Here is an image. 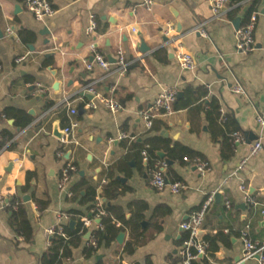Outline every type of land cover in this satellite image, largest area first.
Segmentation results:
<instances>
[{
    "label": "crops",
    "instance_id": "0c3cea01",
    "mask_svg": "<svg viewBox=\"0 0 264 264\" xmlns=\"http://www.w3.org/2000/svg\"><path fill=\"white\" fill-rule=\"evenodd\" d=\"M49 1L54 14L38 21L22 0H0L4 33L0 39V141L5 142L0 150V264H41L50 244L46 229L56 225L58 212L77 210L91 217V202H84L82 196L93 187L96 202L112 208L119 231L91 257L84 255L85 235L66 264L100 260L104 264H177L187 233L181 224L213 191L219 196L201 231L202 238L214 237L211 254L196 264H259L256 258L236 263L235 257H242L241 233L246 225L252 240L264 244V130L256 122L264 108V0H229L232 9L220 16L213 15L208 0H153L151 9L140 0ZM251 8L257 13L256 47L243 54L236 50L233 21L239 18L244 24ZM91 15L98 28L88 33ZM7 28L16 36L6 35ZM92 44L112 63L122 49L129 61L127 70L119 73L113 65L106 72L96 62L88 68ZM178 52L191 53L195 68L182 69ZM19 57L21 62L16 61ZM238 86L240 93L234 91ZM168 87L183 93L177 100L188 87L205 88L207 96L200 100L201 107L158 115L155 119L161 121V129L148 132L139 110L152 106ZM97 94L113 97L121 108L111 111ZM212 97L219 101L222 116L214 126L205 112ZM68 102L76 109L74 115ZM71 119L77 122L74 140L62 145L54 126L64 131ZM234 129L245 142L236 144L233 154L225 158L224 135ZM123 133L128 137L121 138ZM156 134L172 147L182 145L200 154L209 163L208 171L201 174L196 163H180L165 154L160 159L173 161L166 169L169 182L182 181L186 186L179 193L169 187L154 189L148 165L131 143ZM254 135L261 138L262 150L239 177H229L248 155L256 139L246 140ZM66 161L77 170L67 188L60 190L58 180ZM242 179L258 203L254 207L246 203L239 188ZM76 187L81 196L71 199L67 190ZM14 200L22 201L32 227L31 240L11 224V206L6 203ZM37 200L46 203L45 208L40 209ZM128 221L138 223V236L132 235ZM120 232L125 234L122 244L117 241ZM128 241H133L132 248L125 252Z\"/></svg>",
    "mask_w": 264,
    "mask_h": 264
},
{
    "label": "built area",
    "instance_id": "2783aa9c",
    "mask_svg": "<svg viewBox=\"0 0 264 264\" xmlns=\"http://www.w3.org/2000/svg\"><path fill=\"white\" fill-rule=\"evenodd\" d=\"M25 8L32 13L34 18L38 21H43L44 19L52 16L55 12V9L52 3L49 0H22ZM210 3L211 11L214 16H220L225 14L228 10L232 9L228 6L229 0H208ZM142 6L146 9H151L154 1L153 0H140ZM257 25V13L254 12L251 14L249 19L242 24L236 30V50L239 53L248 54L252 52L256 47V41L254 37L255 28ZM98 23L95 19V16L91 15L90 23L87 28L88 33H93L97 30ZM6 35L8 36H16V33L11 29L7 28ZM91 49L93 52L92 62H87L86 65L88 68H92L93 63L96 62L97 65L102 68L104 71L109 72L112 69V66H116V71L119 73H124L128 66L129 61L125 57V53L122 49L118 50V56L115 63L107 60L99 51L94 44L91 45ZM176 57L179 61L182 69L190 70L194 69L196 66V60L194 56L189 52H178ZM23 60L22 57L16 59L17 62H21ZM1 67V63H0ZM44 88H40V92H44ZM89 91L93 94H96V91L93 88H90ZM235 92H242L241 87H236L234 89ZM179 90L176 88L168 87L161 90L159 95L156 97L152 106L139 110V116L142 119L145 127L147 129H151L154 124V119L158 115H170L174 112V103L178 98ZM101 103H103L106 107H108L111 111H118L121 108L120 103L114 99L113 97H106L100 94H97ZM67 102V100H66ZM69 103V102H68ZM71 103H69L70 105ZM91 107H96L94 102L90 103ZM71 114L74 115L76 113V109L71 107ZM257 126L259 129L264 130V108L258 112L256 117ZM77 126V122L71 119L70 124L65 127L63 131V136L61 137L62 145H66L68 143L73 142V132L75 127ZM128 137L127 134L123 133L121 138ZM131 139H134L132 137ZM233 139L236 144L244 143L245 137L239 132L235 131L233 133ZM146 146L142 151L143 161L148 165L149 175H150V184L151 186L160 191L169 187L173 193H179L183 188H185V184L182 181L169 182L166 169L168 167V162L165 159H158L150 162L151 158L148 153ZM263 148L261 138H257L250 146V150L248 155L243 157L234 171L229 175V177H239L240 173L246 168L247 164L251 159H253ZM197 169L201 174H205L209 169V163L207 161L197 160L196 161ZM76 166L71 161H66L60 171V176L58 180V188L60 190H65L71 180L72 174L76 172ZM240 190L244 194V199L246 203L254 207L258 203L256 199L249 192L245 181L242 179L239 185ZM214 191L207 194L204 198V201L200 205V207L193 212L188 219L183 221L181 224L182 229L188 233V238L183 241L181 247V260L177 264H194L201 257L208 256V243H206L201 234L203 229V225L207 216V213L214 203L215 200ZM67 195L71 197L73 192L71 190H67ZM229 205V201L227 202ZM7 206L15 207L17 205V201H10L6 203ZM93 216L79 217L80 221L83 223V226L90 233L89 238L87 239V245H92L93 247H97V237L95 232L97 230H103V225L100 224V218L102 216L107 215V211L104 207V204L101 201H97L96 206L92 209ZM264 214V211H263ZM71 214L67 212H58L57 213V223L56 225L49 227L46 229V234L50 238L55 234H62L65 237H68L67 233L64 231V225L67 223L65 221L70 220ZM242 241H243V254L242 260L248 258H256L259 264H264V244H259L252 240L249 236V225L242 230ZM68 260V259H67Z\"/></svg>",
    "mask_w": 264,
    "mask_h": 264
},
{
    "label": "trees",
    "instance_id": "16d2710c",
    "mask_svg": "<svg viewBox=\"0 0 264 264\" xmlns=\"http://www.w3.org/2000/svg\"><path fill=\"white\" fill-rule=\"evenodd\" d=\"M253 9H250V13H252ZM232 17V13L230 14ZM185 96L181 100H177L174 103V110L179 108H186V107H201L202 98L207 96V90L205 88L199 87L197 89H193L188 87L185 89ZM196 104V105H195ZM49 106L52 105V102L48 104ZM205 112L208 119L211 122V126H214V122L221 121V111H220V104L217 99L214 97L210 98L207 105L205 106ZM30 120L27 119L26 124H28ZM223 121V120H222ZM224 122V121H223ZM222 123V122H221ZM162 123L161 121L154 119V124L151 129H148V132L156 131L158 132L161 129ZM214 130V129H213ZM237 131L236 129L232 130L230 133L224 135V143H223V156L225 158L230 157L234 152V147L236 143L233 139V133ZM214 133V132H213ZM162 141V142H159ZM159 135L151 136L147 138L144 142L138 143L137 141H133L131 143V148L134 149L136 153H140L147 144V150L150 155V162L160 159L158 155V151L164 150L166 156L174 161H179L180 163L186 162H194L196 163L197 160L205 161V159L198 153L193 152L192 150L188 149L182 145H176L174 147L170 146L168 141H165ZM165 143V144H164ZM5 142L0 141V150L4 146ZM169 168V166H168ZM116 191V189H115ZM73 195L70 197L74 199L76 197L81 196L79 188L76 187L73 189ZM116 195V192L114 193ZM82 200L84 202H91V210L94 209L96 206V188H91V191L87 193L86 196H82ZM17 201V205L15 207H10L11 213V224L16 229V231L24 236L26 240L32 239V227L30 222L27 218L26 211L23 207L21 200H14ZM37 205L40 209L45 208L46 203L37 200ZM105 207V204H104ZM107 211V215L102 216L99 220L100 224L103 225V230H97L95 235L97 237V247H93L92 245H87L84 248V255L85 257L96 256L99 247L105 243L109 244V242L114 237V234L119 231V228L116 226L115 218L112 214L113 210L111 207H105ZM71 214V218L73 220H77V225L74 229H72L69 223L64 225V231L67 233L68 237L63 236L62 234H55L50 238V244L48 246L47 251L41 256L40 262L41 264H66V260L71 258L73 255V248L78 247L81 242L84 240V236L87 233V229L83 226V223L80 221L79 217H81V213L77 210L69 211ZM93 216V213H91ZM126 226L130 227L131 233L134 236H138V223L128 221ZM242 234V233H241ZM188 238V233L183 236V239ZM214 237L206 236L203 240L208 243V255L211 254V244ZM87 242V240H86ZM133 241H128L124 246L125 252H130L132 248ZM202 259H206V256L202 257ZM95 264H104L102 260L97 261ZM196 264V262L194 263Z\"/></svg>",
    "mask_w": 264,
    "mask_h": 264
},
{
    "label": "water",
    "instance_id": "95a60500",
    "mask_svg": "<svg viewBox=\"0 0 264 264\" xmlns=\"http://www.w3.org/2000/svg\"><path fill=\"white\" fill-rule=\"evenodd\" d=\"M110 20L113 21L112 19H110ZM233 25H234V27H235L236 29H238V28L241 26V21H240V19H239V18H236V19L233 21ZM3 36H4V33H3V31L0 29V39L3 38ZM146 49H147V47L144 45V43H142V50H146ZM92 59H93V57H92ZM114 62H115V61H114ZM80 93H81V94H84V91H82V92H80ZM88 96H89L90 98H93V97H94V95H89V94H88ZM182 96H183V93H182V92H179V93H178V98H181ZM18 130L20 131V129H18ZM161 134L164 135V136H166L168 133H167L166 130H163V131L161 132ZM54 135H55L57 138H59V139H60V138L62 137V135H63V130L60 129V127H59L57 124H55V126H54ZM253 138H254V139H257L258 136H257V135H254L253 137L247 139L246 141H247L248 143H251V140H253ZM158 154H159V156H160L161 158H165V153H164V152L160 151V152H158ZM166 160H167V162H168L169 164H172V163H173V161H171V160H169V159H166ZM117 178H119V179H121V180H123V181L125 180V178H123V177H121V176H118ZM215 196H216V198H218L219 195L216 194ZM28 198H29L28 196L25 197L26 200H29ZM242 206H243V208H244V205H242ZM75 224H76V221H74V220L70 221V223H69V225H70L71 228H74ZM261 225H264V218H263V220L261 221ZM200 235H201V234H200ZM89 236H90V233L88 232V233L86 234V238L88 239ZM124 236H125L124 232H120V233H119L118 238H117V241H118L120 244L123 243V241H124ZM100 258H101V255H98V256H97V259H100ZM255 258H258V256H255ZM235 261H236V263H241V262H242V257H240V256L235 257ZM123 264H126V263H123Z\"/></svg>",
    "mask_w": 264,
    "mask_h": 264
}]
</instances>
